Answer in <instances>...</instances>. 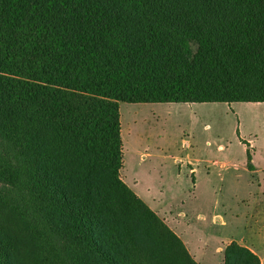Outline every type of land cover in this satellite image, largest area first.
Returning a JSON list of instances; mask_svg holds the SVG:
<instances>
[{
  "label": "trees",
  "instance_id": "obj_1",
  "mask_svg": "<svg viewBox=\"0 0 264 264\" xmlns=\"http://www.w3.org/2000/svg\"><path fill=\"white\" fill-rule=\"evenodd\" d=\"M119 102H264V0H0V264H199L120 177Z\"/></svg>",
  "mask_w": 264,
  "mask_h": 264
},
{
  "label": "rangeland",
  "instance_id": "obj_2",
  "mask_svg": "<svg viewBox=\"0 0 264 264\" xmlns=\"http://www.w3.org/2000/svg\"><path fill=\"white\" fill-rule=\"evenodd\" d=\"M118 106L123 153L120 177L157 201L174 189L177 169L171 159H154L149 154L183 149L192 158L205 159L222 146L237 161L244 146L264 153V102H119ZM222 194L225 205L237 210L231 195ZM201 209L206 213L205 207ZM213 232L222 230L216 226Z\"/></svg>",
  "mask_w": 264,
  "mask_h": 264
},
{
  "label": "crops",
  "instance_id": "obj_3",
  "mask_svg": "<svg viewBox=\"0 0 264 264\" xmlns=\"http://www.w3.org/2000/svg\"><path fill=\"white\" fill-rule=\"evenodd\" d=\"M219 148L205 159L192 158L183 149L147 155L171 159L177 169L174 189L161 201L122 180L179 236L199 264H223V249L231 241L250 249L264 264V153L244 146L243 156L235 161ZM223 192L231 195L237 210L225 205ZM216 226L222 232H213Z\"/></svg>",
  "mask_w": 264,
  "mask_h": 264
}]
</instances>
